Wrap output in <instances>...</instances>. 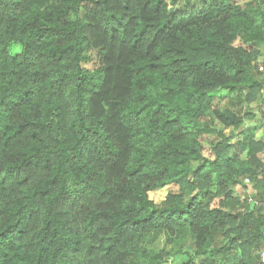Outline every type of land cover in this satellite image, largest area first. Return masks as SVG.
Returning a JSON list of instances; mask_svg holds the SVG:
<instances>
[{"label": "trees", "instance_id": "trees-1", "mask_svg": "<svg viewBox=\"0 0 264 264\" xmlns=\"http://www.w3.org/2000/svg\"><path fill=\"white\" fill-rule=\"evenodd\" d=\"M176 1L0 0V264H262L264 0Z\"/></svg>", "mask_w": 264, "mask_h": 264}, {"label": "rangeland", "instance_id": "rangeland-1", "mask_svg": "<svg viewBox=\"0 0 264 264\" xmlns=\"http://www.w3.org/2000/svg\"><path fill=\"white\" fill-rule=\"evenodd\" d=\"M199 0H190V4L196 3ZM235 2L239 4H243L248 0H234ZM186 0H177L176 1V7L181 5L182 3H185ZM173 5H169V7H172ZM173 10V9H172ZM261 50H264V47H261ZM10 51L12 53L19 52V45L14 43L10 46ZM221 92L217 91L214 93V103L220 104L222 100L220 98ZM219 127V123L217 124ZM203 142V155L207 158H212L213 153L211 150V146L214 142L213 136H204L202 137ZM177 190V186L171 184L168 186H165L163 188L151 191L148 193V196L150 199L154 200L155 202H160L166 195L168 191H175ZM184 230V229H183ZM181 230L180 233H178L177 236L168 239V237L164 233H157V234H149L147 235V238L145 240V247L147 246L148 250H151V255L160 253L164 251H168L170 253V258L167 259L166 262L162 264H182L183 261H185L188 257V253H185L184 249L187 248L190 250L191 248V234L187 231ZM192 244V243H191ZM153 262L150 260V257L146 259L139 260L137 264H152Z\"/></svg>", "mask_w": 264, "mask_h": 264}, {"label": "crops", "instance_id": "crops-1", "mask_svg": "<svg viewBox=\"0 0 264 264\" xmlns=\"http://www.w3.org/2000/svg\"><path fill=\"white\" fill-rule=\"evenodd\" d=\"M245 108L251 111V118L244 121L242 128L233 129L232 127H229L224 130L227 135H230V133H232V142L234 143L240 139V135L242 136L240 130H249L253 133L255 139L261 137L264 138V98L261 102L253 101L242 107V109L244 110ZM250 189H252L250 187V183L247 184V189L245 190H243L242 187L239 186L235 187L236 194L238 195H242L243 192L248 193Z\"/></svg>", "mask_w": 264, "mask_h": 264}, {"label": "built area", "instance_id": "built-area-1", "mask_svg": "<svg viewBox=\"0 0 264 264\" xmlns=\"http://www.w3.org/2000/svg\"><path fill=\"white\" fill-rule=\"evenodd\" d=\"M259 69H262V68L260 67ZM245 183L248 184L249 183V179H245ZM251 191H252V189H250L248 191V194H249V198L248 199L250 200V202H255V201L252 200V197L250 195ZM260 260H261V263L264 264V248L260 252Z\"/></svg>", "mask_w": 264, "mask_h": 264}, {"label": "water", "instance_id": "water-1", "mask_svg": "<svg viewBox=\"0 0 264 264\" xmlns=\"http://www.w3.org/2000/svg\"><path fill=\"white\" fill-rule=\"evenodd\" d=\"M173 7H169V11H172Z\"/></svg>", "mask_w": 264, "mask_h": 264}, {"label": "clouds", "instance_id": "clouds-1", "mask_svg": "<svg viewBox=\"0 0 264 264\" xmlns=\"http://www.w3.org/2000/svg\"><path fill=\"white\" fill-rule=\"evenodd\" d=\"M249 184V183H248ZM261 252V251H260Z\"/></svg>", "mask_w": 264, "mask_h": 264}]
</instances>
